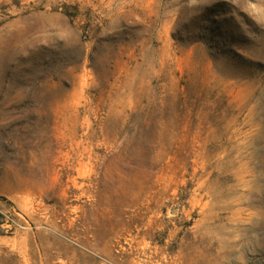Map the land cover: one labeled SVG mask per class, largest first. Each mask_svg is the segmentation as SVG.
Wrapping results in <instances>:
<instances>
[{"label":"rangeland","instance_id":"rangeland-1","mask_svg":"<svg viewBox=\"0 0 264 264\" xmlns=\"http://www.w3.org/2000/svg\"><path fill=\"white\" fill-rule=\"evenodd\" d=\"M0 264H264V0H0Z\"/></svg>","mask_w":264,"mask_h":264}]
</instances>
